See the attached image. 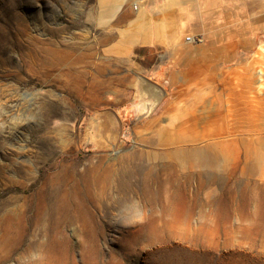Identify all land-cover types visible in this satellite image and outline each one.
Returning a JSON list of instances; mask_svg holds the SVG:
<instances>
[{"label": "rangeland", "instance_id": "rangeland-1", "mask_svg": "<svg viewBox=\"0 0 264 264\" xmlns=\"http://www.w3.org/2000/svg\"><path fill=\"white\" fill-rule=\"evenodd\" d=\"M210 1L231 46L151 33L149 0H0V264H264V0ZM74 161L98 176L61 207Z\"/></svg>", "mask_w": 264, "mask_h": 264}, {"label": "crops", "instance_id": "crops-1", "mask_svg": "<svg viewBox=\"0 0 264 264\" xmlns=\"http://www.w3.org/2000/svg\"><path fill=\"white\" fill-rule=\"evenodd\" d=\"M152 3L145 4L144 14L148 17L147 30L152 32H161L167 27V20L172 19L175 22L177 31L191 30L190 32H201L206 37L205 48L209 47H227L234 44V41L212 39L211 26L216 19L223 18L220 14L211 13L210 0H149ZM148 7V8H147ZM257 16V17H256ZM261 15H249L238 19L237 23L248 24L249 32H254L260 27ZM242 22V23H241ZM215 24V23H214ZM220 24L221 23H217ZM192 25V26H191ZM150 46L154 47L155 36L150 38ZM199 45V44H196ZM148 59V58H147ZM145 68V67H144ZM148 72L156 73L161 70V62L152 68H146Z\"/></svg>", "mask_w": 264, "mask_h": 264}, {"label": "bare ground", "instance_id": "bare-ground-1", "mask_svg": "<svg viewBox=\"0 0 264 264\" xmlns=\"http://www.w3.org/2000/svg\"><path fill=\"white\" fill-rule=\"evenodd\" d=\"M260 50L264 51V46H260ZM256 73L261 74V70H259V69L256 70ZM262 81H263V78L259 75L256 78V85H257L256 89H257V91H261ZM224 135L233 136V137L230 138V139H227V140L218 141V143H226V142L227 143H235V142H239V139L235 138L236 137L235 134L230 133L229 131H227ZM221 136H223V135H221ZM199 140H200V138H197L196 136L190 135L188 133H185L183 136H181L179 138V141L181 143H184V144H187L188 142L194 144L195 141H199ZM205 146L207 147V144H205ZM233 151L234 152L235 151L236 152H240L239 149H236V150H233ZM225 152H228V149ZM253 152H255V151L252 150L251 148H248V149H246L244 151L243 154H245V155L246 154H252ZM194 155L196 157L200 158V159H204L205 160V151L202 150V149H195L194 150ZM78 164L79 163L77 161L72 162L70 164L71 168H70V170L67 173H63V174L59 173V174H57L55 176V178H52V180L50 181V183L48 185L50 193L59 195V198H62V199H58L59 200L58 202H60V206L61 207L67 205L69 196L75 195V194H79L80 192H83V191H85V192L89 191V189H90L89 187L91 186V183H92L93 179L95 180L97 178V176H98L96 174V170L98 169V165L96 164V162L95 163L94 162L89 163L82 170L77 168ZM137 167L138 166H136V168ZM142 173H143V171H142L141 167H138L136 170L131 171V173H129L128 175L130 176V175L134 174L138 178H141L140 175ZM149 173L150 172H148L147 175H149ZM106 179L107 178H105V180ZM152 179H154V177H152ZM135 180L138 181L137 178H135ZM101 181H102V179H101ZM70 182H72V183L69 184ZM58 211H60V210H57L54 213V216H55V218L57 220H59L60 217H61V214ZM47 232H50L49 233V238L53 240V238H55V232H53V230L50 231V229H48ZM79 234L81 235V233H79ZM81 244H82V242L79 243L80 246H81ZM93 246H94V249L98 248L96 243ZM96 253L97 254H96L95 257H93L92 263L93 264H105V262L102 259V253L100 251H97V249H96ZM84 262H85V260L83 259L82 262H78V263H75V264H83Z\"/></svg>", "mask_w": 264, "mask_h": 264}, {"label": "built area", "instance_id": "built-area-1", "mask_svg": "<svg viewBox=\"0 0 264 264\" xmlns=\"http://www.w3.org/2000/svg\"><path fill=\"white\" fill-rule=\"evenodd\" d=\"M132 9L137 10L138 9V4L133 3L132 4ZM185 41L190 44H201L203 43V38L201 36H194V35H187L185 37Z\"/></svg>", "mask_w": 264, "mask_h": 264}]
</instances>
